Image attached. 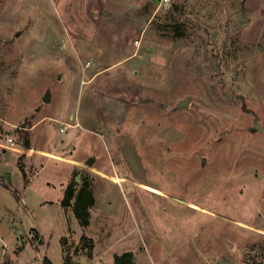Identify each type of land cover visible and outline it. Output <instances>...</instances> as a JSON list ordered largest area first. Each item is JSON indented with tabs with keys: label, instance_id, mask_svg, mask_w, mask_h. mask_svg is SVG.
Instances as JSON below:
<instances>
[{
	"label": "rangeland",
	"instance_id": "rangeland-1",
	"mask_svg": "<svg viewBox=\"0 0 264 264\" xmlns=\"http://www.w3.org/2000/svg\"><path fill=\"white\" fill-rule=\"evenodd\" d=\"M174 2L0 0V264H264V39L230 0Z\"/></svg>",
	"mask_w": 264,
	"mask_h": 264
},
{
	"label": "crops",
	"instance_id": "crops-1",
	"mask_svg": "<svg viewBox=\"0 0 264 264\" xmlns=\"http://www.w3.org/2000/svg\"><path fill=\"white\" fill-rule=\"evenodd\" d=\"M90 1V4H94L96 0H89V2ZM174 1L175 0H171L169 2H163L161 0H105V6L110 10H119L124 8H132L133 10L141 8L152 9L157 5H165L171 2L172 5H174L176 4ZM230 2L233 3V6H237L241 9L242 16L245 18V22L241 26L239 33L240 41L248 46L258 48L259 45H262L261 43L264 39V0H230ZM93 11L96 15L99 14L98 8H95ZM104 35L105 34H96L94 37L95 39L92 38V40L90 39L91 36L88 37L90 39V44L85 46V48L83 46L82 47L90 52H95V56L98 55L99 57L105 55V52L103 51L111 52L115 48L119 49L121 46L122 47L120 48V50L122 48H125L126 53H122L124 57L129 58L134 55V44L130 45L126 42H124V44H119V37L111 34L109 35L110 38L106 39ZM91 41H94V43H92ZM111 41H114L115 44H113ZM104 42H107L108 46ZM126 46L129 48H127ZM109 54L112 55L111 53ZM73 113L74 112H72L71 114Z\"/></svg>",
	"mask_w": 264,
	"mask_h": 264
},
{
	"label": "trees",
	"instance_id": "trees-1",
	"mask_svg": "<svg viewBox=\"0 0 264 264\" xmlns=\"http://www.w3.org/2000/svg\"><path fill=\"white\" fill-rule=\"evenodd\" d=\"M173 6H177V5H173ZM20 169L23 172L24 176L26 177V171L24 166L20 165ZM75 187L73 183H69V185L67 186L66 190H65V197L62 201L63 205H65V207L71 206V199L75 196ZM83 192H87L86 194H88L89 196L91 195V198L89 200H87L86 202L79 199V196L81 195V197L84 196ZM77 202H76V215L79 218V220L81 221L82 225L86 226L89 224V217H90V212L88 209L89 206L94 204V200L95 198L92 196L91 193V189L89 186H83L81 192L79 193ZM81 208H84V210H82ZM81 242H83V244L85 243V247L88 248V253L90 256H92L93 253V249H94V241L92 238H90L88 235L83 234L81 237ZM133 258H134V254L132 251H126L122 254H117L115 255L114 258V262L112 264H131L133 262ZM4 264H10L9 262H5ZM41 264H56L54 263L48 256H44L42 259ZM61 264H76L75 261L73 260V257L71 254H66L65 255V259L63 261V263Z\"/></svg>",
	"mask_w": 264,
	"mask_h": 264
},
{
	"label": "built area",
	"instance_id": "built-area-1",
	"mask_svg": "<svg viewBox=\"0 0 264 264\" xmlns=\"http://www.w3.org/2000/svg\"><path fill=\"white\" fill-rule=\"evenodd\" d=\"M161 1H163V2H169L171 0H161ZM7 142L9 144H11V145H14V143H15L14 138L12 136H10V137L7 138Z\"/></svg>",
	"mask_w": 264,
	"mask_h": 264
},
{
	"label": "water",
	"instance_id": "water-1",
	"mask_svg": "<svg viewBox=\"0 0 264 264\" xmlns=\"http://www.w3.org/2000/svg\"><path fill=\"white\" fill-rule=\"evenodd\" d=\"M47 99V98H46ZM189 103V99H186L184 101H182V104H188ZM263 133H264V129H262Z\"/></svg>",
	"mask_w": 264,
	"mask_h": 264
}]
</instances>
